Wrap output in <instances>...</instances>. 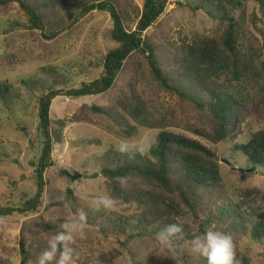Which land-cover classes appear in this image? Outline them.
Returning a JSON list of instances; mask_svg holds the SVG:
<instances>
[{
    "label": "rangeland",
    "instance_id": "obj_1",
    "mask_svg": "<svg viewBox=\"0 0 264 264\" xmlns=\"http://www.w3.org/2000/svg\"><path fill=\"white\" fill-rule=\"evenodd\" d=\"M134 1L142 5L144 0ZM196 1L167 0L164 14L143 34L145 40L149 38L155 45L158 59L172 74L177 71V47L195 37H214L222 30L204 11L194 10ZM254 12L255 4L248 2L243 10H237L236 16L246 31L244 42L259 48L263 38L251 27ZM112 28L108 14L93 12L82 18L71 33L50 41L37 29H31L18 3L0 8V85H10L19 97L14 104L9 94L4 98L0 92V206L23 211L25 204L39 194L35 171L44 140L39 131L40 95L52 90L55 78L66 79L69 89H79L83 83L99 79L104 58L113 45ZM136 28L134 24L132 29ZM125 67L104 95L76 99L59 92L53 100L51 131L59 139L52 155L54 166L44 174L45 185L32 210L0 216V264H9V260L11 264H21L22 242L29 255L28 264H37L48 239L80 209L87 214L88 227L85 238L77 236L72 245L77 264H207L206 258L192 251V239L182 244L180 252L162 248L156 237L133 235L124 224L130 223L138 211L135 205L115 211L103 207L96 210L97 196H114L101 176V169L110 159L118 161L116 155L121 153L116 146L121 142L143 144L147 151L156 142L159 130L140 128L122 112L113 111L110 117L92 109L112 111L114 97L134 85L161 105L159 112H169L175 122L171 130L212 147L218 156L223 183L220 189L204 196L198 220L205 221V229L215 224L218 230L233 237L236 264H264V239L252 237L254 224L264 214V160L260 156L248 158L235 148L247 143L251 131L264 130L260 80L254 83L253 75L239 81L222 75L218 80L216 87L231 106L226 124L231 136L222 144L211 146L187 130L189 126H198L213 131L207 94L179 84L176 93L170 95L147 74L138 81L140 70L137 73L133 63L128 62ZM65 171L71 175L78 173L81 178L74 181ZM147 188L161 191L158 186ZM65 202L70 203L69 208L64 207ZM189 222L196 233L198 226L191 219ZM16 249L19 254L13 256Z\"/></svg>",
    "mask_w": 264,
    "mask_h": 264
},
{
    "label": "trees",
    "instance_id": "obj_2",
    "mask_svg": "<svg viewBox=\"0 0 264 264\" xmlns=\"http://www.w3.org/2000/svg\"><path fill=\"white\" fill-rule=\"evenodd\" d=\"M248 2L255 4L251 27L263 38L259 48L250 42H244L247 39L244 34L246 31L237 21V10H243ZM13 3H18L24 11L31 29H37L45 40L50 41L71 33L82 18L93 12L108 14L113 23V45L104 58L103 73L99 79L83 83L79 89H69L66 79L55 78L52 90L48 89L47 94L40 95L39 131L44 140L35 171L39 194L25 204L23 211L0 206V216L32 210L42 194L44 174L54 166L52 155L59 142L51 131L54 122L51 107L59 92L76 99L104 95L113 88L120 72L125 71L126 64L133 63L134 70L137 73L140 70L138 81L147 74L159 88L170 95L176 93V85L180 84L196 87L201 94L205 93L210 97L213 131L209 132L198 126H189L187 130L211 146L222 144L231 136L226 126L231 106L223 92L216 87L221 76L231 75L239 81L253 75L254 83L260 80L259 89L264 93V0H197L194 10L204 11L210 19L220 24L222 30L214 37H195L177 47L180 52L174 61L177 69L174 74L162 65L150 39L143 38L144 32L154 26L164 14L167 0H144L142 5L134 0H0V8L9 7ZM134 24L136 30L132 29ZM257 40L259 41L258 38ZM28 87L33 91L37 90L35 86ZM129 88L124 95L114 97L112 111L107 112L99 107L92 109L110 117H113V111L122 112L140 128L159 130L156 142L144 154L138 151L117 154L118 161L110 159L102 165L101 176L107 181L115 197L128 204L134 202L137 207L138 211L128 221L130 223L124 224L133 235L156 237V233L166 224L180 223L183 234L177 243L182 245L195 236H203L206 231L205 221L200 222L198 219L204 196L220 189L223 183L218 156L212 147L171 130L175 122L169 112H159L161 105L151 99L145 90L135 85ZM0 92L2 97L3 94L4 98L9 94L14 100L12 103H18L19 97L10 85L2 83ZM60 124L63 125L64 122L60 121ZM235 148L248 158L260 156L264 160V130L251 131L247 143ZM65 174L74 181L81 178L78 173L71 175L65 171ZM97 176L94 175L93 178ZM156 186L161 191L147 188ZM190 219L198 226L196 233L191 229ZM252 237L259 241L264 239V214L254 224ZM21 248V264H28L29 255L24 242L21 243Z\"/></svg>",
    "mask_w": 264,
    "mask_h": 264
},
{
    "label": "clouds",
    "instance_id": "obj_3",
    "mask_svg": "<svg viewBox=\"0 0 264 264\" xmlns=\"http://www.w3.org/2000/svg\"><path fill=\"white\" fill-rule=\"evenodd\" d=\"M116 150L121 154H128L132 151L144 154L146 146L121 142L116 146ZM124 186L122 183V187ZM131 203L134 205V202ZM95 204L96 210L103 207L106 210L115 211L119 207H128V203L111 194L97 196ZM64 207L69 208L70 203L65 202ZM133 222L135 223V221ZM87 227V214L83 209H80L74 216L60 224L59 230L48 239L47 247L37 257V264H77L72 245L75 244L77 236L80 239L85 238ZM182 234V224L169 223L156 233V240L162 248L182 252L183 245L177 243L179 239H182ZM191 246L193 252L206 258L207 264H236L233 237L229 233L218 230L215 224L209 226L203 236H195L191 240ZM18 254V249L12 253L13 256ZM9 264H11L10 260Z\"/></svg>",
    "mask_w": 264,
    "mask_h": 264
}]
</instances>
